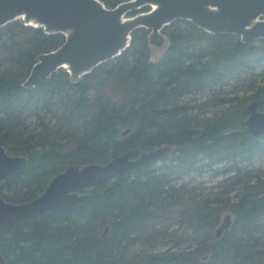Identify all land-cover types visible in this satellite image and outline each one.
Instances as JSON below:
<instances>
[{
	"label": "trees",
	"instance_id": "obj_1",
	"mask_svg": "<svg viewBox=\"0 0 264 264\" xmlns=\"http://www.w3.org/2000/svg\"><path fill=\"white\" fill-rule=\"evenodd\" d=\"M100 1L113 8L127 0ZM161 34L168 46L156 60L151 30L139 27L120 55L91 72L74 78L59 68L25 88L39 56L66 36L19 18L0 26V145L29 158L0 182L7 201L40 195L71 163L178 146L90 186V197L72 209L1 228L7 264H264V170L245 165L264 156V134L253 136L245 125L252 101L261 100L264 111V39L243 42L184 18ZM212 86L217 92L200 103L187 100ZM202 108L211 116L194 112ZM206 171L222 177L210 190L194 182ZM225 211L234 220L217 238ZM161 241L167 247L152 250ZM136 245L141 251L128 254Z\"/></svg>",
	"mask_w": 264,
	"mask_h": 264
},
{
	"label": "water",
	"instance_id": "obj_2",
	"mask_svg": "<svg viewBox=\"0 0 264 264\" xmlns=\"http://www.w3.org/2000/svg\"><path fill=\"white\" fill-rule=\"evenodd\" d=\"M155 5V7H153ZM143 6L147 11L125 15ZM22 18L34 21L47 33L61 32L65 42L57 49L43 53L23 82L25 88L44 83L59 68L80 77L99 64L121 54L130 43L131 33L145 27L151 39L160 41L161 30L176 19L184 18L211 33H232L243 42L264 39V0H127L107 8L100 0H0V26ZM261 100L247 106V131L253 136L264 134V111ZM131 129L122 131L126 135ZM178 149L164 144L149 151L131 149L106 163H71L57 173L46 189L33 199L7 201L0 195V229L47 211L74 208L90 197V186L112 175H125ZM27 156L11 155L0 145V182L17 172L28 161ZM232 224L225 214L215 230L219 238ZM108 231L105 228L104 234ZM0 264H7L0 252Z\"/></svg>",
	"mask_w": 264,
	"mask_h": 264
},
{
	"label": "rangeland",
	"instance_id": "obj_3",
	"mask_svg": "<svg viewBox=\"0 0 264 264\" xmlns=\"http://www.w3.org/2000/svg\"><path fill=\"white\" fill-rule=\"evenodd\" d=\"M125 17H130L127 14L125 15ZM21 19L23 22L24 20L22 18ZM25 23V22H24ZM150 46H151V55H152V60H156L158 57L161 56V54L165 51V49L168 46V41L166 40V38L161 35V39L160 41H154V40H150ZM264 69V64H262L259 69ZM75 78V77H74ZM226 89L232 90L233 88V81H230L227 83V85L225 86ZM218 87L217 86H212V87H206L204 90L199 91V92H194L192 95L187 96V100H192L193 104L195 102L200 103L201 101L205 100L209 95H211L213 92H217ZM198 111L200 113V115L202 117H210L211 116V112H213V110L211 109H195L194 112ZM125 130V129H124ZM161 162H158V164H160ZM246 166H248L250 169H261L264 170V156L262 157H258L254 160H252L251 162H247L245 163ZM222 177H216L213 176V174L209 171L204 172L203 174H200L197 176V178L194 180L195 184H197L198 186L201 187H205L208 190H210L212 187L215 186L216 182L221 179ZM231 214L232 216V220H234V215L229 212V211H225L223 216L225 214ZM178 224L176 222H173L171 225V229L173 228H177ZM188 243L186 242L184 245H187ZM167 247V245H164V242L161 241L160 243H157V245L154 247V249L152 250H160V249H165ZM141 251V247L140 245H136L135 247H133L130 251H128V254L130 253H137Z\"/></svg>",
	"mask_w": 264,
	"mask_h": 264
},
{
	"label": "bare ground",
	"instance_id": "obj_4",
	"mask_svg": "<svg viewBox=\"0 0 264 264\" xmlns=\"http://www.w3.org/2000/svg\"><path fill=\"white\" fill-rule=\"evenodd\" d=\"M153 7H155V5L153 6ZM27 24L28 25H31V26H38L34 21H29V22H27Z\"/></svg>",
	"mask_w": 264,
	"mask_h": 264
},
{
	"label": "flooded vegetation",
	"instance_id": "obj_5",
	"mask_svg": "<svg viewBox=\"0 0 264 264\" xmlns=\"http://www.w3.org/2000/svg\"><path fill=\"white\" fill-rule=\"evenodd\" d=\"M143 7H145V6H143ZM143 7H141V8H143ZM141 8H140V9H141ZM140 9H139V10H140Z\"/></svg>",
	"mask_w": 264,
	"mask_h": 264
}]
</instances>
